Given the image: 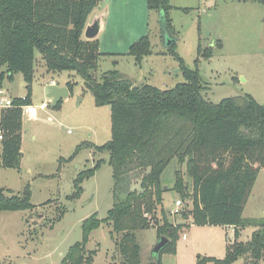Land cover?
<instances>
[{
	"label": "trees",
	"instance_id": "trees-1",
	"mask_svg": "<svg viewBox=\"0 0 264 264\" xmlns=\"http://www.w3.org/2000/svg\"><path fill=\"white\" fill-rule=\"evenodd\" d=\"M99 1L0 0V89L5 78L13 80L16 73L23 75L28 89L25 97H14L13 105L0 114L3 168H20L21 106L31 102L37 54L47 72L73 71L92 92L96 105L110 106V139L101 145L81 142L76 151L87 146L109 153L113 204L104 219L92 214L82 221V239L70 245L59 264H90L96 250H87L86 244L102 221L111 227L118 264H162V254L176 252L179 235L190 224L233 225L236 237L240 228L259 227L247 241L227 242L222 258L198 255L196 264H232L242 258L245 264H261L264 220L242 214L258 171L264 168V104L249 94L209 101L202 94L199 71L185 65L175 44L168 51L178 59L184 80L171 88L134 85L114 69L98 77L102 55L98 39H85L82 32ZM147 6L163 11L174 33L169 0H147ZM151 51L144 36L130 45L128 55L141 66ZM202 55L210 57L211 52L205 50ZM66 85L71 92L74 83L68 80ZM100 162L77 174L67 199L81 195L84 179L95 173ZM184 166L189 184L181 173ZM168 167L174 183L164 188L162 176ZM171 189L182 203L176 215L187 219V224L168 219L163 194ZM10 193L0 187V211L34 208L28 185L21 193ZM151 227L158 238L166 236L169 242L158 258L143 263L136 232Z\"/></svg>",
	"mask_w": 264,
	"mask_h": 264
},
{
	"label": "rangeland",
	"instance_id": "rangeland-1",
	"mask_svg": "<svg viewBox=\"0 0 264 264\" xmlns=\"http://www.w3.org/2000/svg\"><path fill=\"white\" fill-rule=\"evenodd\" d=\"M169 4L175 34L166 28L160 11L148 8L147 0H100V12L108 15L104 31L98 36L102 55L97 76L114 69L120 78L134 85L173 87L184 77L178 59L165 44L166 33H171L176 38L175 52L187 67L199 71L205 98L218 103L226 97L249 94L264 104V0H169ZM144 36L148 37L152 51L139 66L128 50ZM205 50L211 52L210 57L202 55ZM51 79L55 83L64 79L74 83L57 108L49 106ZM26 85L23 75L16 73L13 80L5 78L3 93L12 98L25 97ZM30 98L37 118L22 115L20 169L0 165V187L16 194L28 185L34 208L0 211V264H59L70 245L82 239V221L92 214L104 219L113 204L109 153L87 146L76 151L81 142L101 145L110 139V106L96 105L92 92L73 71L47 72L39 54ZM42 102H48V107L41 109ZM97 160H101L100 165L84 179L81 195L67 199L77 174L93 167ZM181 173L189 184L191 179L185 166ZM162 177L166 188L173 185L171 167ZM177 199L179 196L172 189L163 194L168 219L187 224L183 216L171 213ZM242 216L264 220V168L258 171ZM254 229L259 227L240 228L236 237L221 226L183 227L176 252L163 253L162 264H196L198 255L222 258L225 239L226 244L235 239L247 241ZM110 231V225L102 221L91 232L86 248L96 253L90 264H118ZM184 233L187 240L181 238ZM136 237L142 262L147 263L159 240L157 231L154 227L138 230ZM232 264L245 262L242 258Z\"/></svg>",
	"mask_w": 264,
	"mask_h": 264
},
{
	"label": "water",
	"instance_id": "water-1",
	"mask_svg": "<svg viewBox=\"0 0 264 264\" xmlns=\"http://www.w3.org/2000/svg\"><path fill=\"white\" fill-rule=\"evenodd\" d=\"M160 14H161V17L163 19V22H164L166 28L169 30V28L166 24V21H165L164 12L160 11ZM106 15L107 14L105 11L98 13V14L97 13L93 14L90 21L86 24V26L84 28L83 35L86 39L92 40L98 36V34L103 29V25H104L103 19ZM175 42H176V38L174 37V35H172L171 33L170 34L166 33L165 44H166L167 48L172 46L173 44H175ZM177 70H179V69H177ZM69 94H70V91H69L67 85L59 86L55 83L49 84L48 85V93H47V96L51 99L49 106L51 108H54L60 101H62L64 98H66ZM164 188H166V186H164ZM158 239H159L158 242L155 244V246L153 247V250H152V252H153L152 258H158L162 249L169 242V239L166 236H161Z\"/></svg>",
	"mask_w": 264,
	"mask_h": 264
},
{
	"label": "built area",
	"instance_id": "built-area-1",
	"mask_svg": "<svg viewBox=\"0 0 264 264\" xmlns=\"http://www.w3.org/2000/svg\"><path fill=\"white\" fill-rule=\"evenodd\" d=\"M13 105V98L9 97L7 95H4L3 93V88L0 89V114L1 111L5 108L11 107ZM41 109H45L48 107V102H42L39 106ZM21 111H22V115H28V116H34L37 112L36 106L32 105L31 103L26 104V105H22L21 106ZM2 138V131L0 129V140ZM175 207L174 209H172V214H178L179 210H180V206L182 205L181 201H179L178 199L175 201ZM228 230L227 232L229 233H234L235 231V227L233 225L227 226ZM183 239H185V235L182 236Z\"/></svg>",
	"mask_w": 264,
	"mask_h": 264
},
{
	"label": "crops",
	"instance_id": "crops-1",
	"mask_svg": "<svg viewBox=\"0 0 264 264\" xmlns=\"http://www.w3.org/2000/svg\"><path fill=\"white\" fill-rule=\"evenodd\" d=\"M97 6L99 7V3H98ZM97 6H96L95 9L92 11V13L89 15L86 24L90 21V19H91V17L93 16V14L101 13L100 11H101L102 9H101L100 7L98 8ZM97 10H98V11H97ZM107 15H108V14H107ZM107 15H106V16H107ZM106 16H105V17H106ZM105 17H104V19H103V21H104L103 29H102V31H101L99 34H101V33L104 31V28H105V26H106V20H105ZM85 26H86V25H85ZM84 28H85V27H84ZM83 32H84V29H83ZM83 32H82V37L85 38L84 35H83ZM99 34H98V36H99ZM98 36L96 37V39H98L99 47H100V44H101L100 42H101V41H100V38H99ZM85 39H86V38H85ZM69 76H70V75H69ZM69 80H70V79H69ZM67 81H68L67 79H64V81H62V83H60V82H58V83L56 82V83H55L54 80L51 79L49 83H50V84L55 83V84H57V85H59V86H62V85H66ZM66 98H67V97H66ZM31 104H32V103H31ZM31 118L36 119V118H37V112H36V114H35L34 116H31ZM94 144H95V143H94ZM96 145H98V144H96ZM0 149H1V148H0ZM0 152H1V150H0ZM19 169H20V168H19ZM19 169H18V170H19ZM244 218H245V217H244ZM195 226H196V225H194V224H190L189 227H187V228H191V227H195ZM206 226H209V225H206ZM221 227H223V228L226 230V232H227V226H221ZM187 228H186V229H187ZM254 231H255V229H254L252 232H254ZM227 233H228V232H227ZM183 235H185V233H184ZM183 235H182V236H183ZM225 235H226V233L224 232V236H225ZM182 236H181V238H182ZM185 237H186V238H185V239L182 238V240H187V236H186V235H185ZM225 237H226V236H225ZM224 242H225V246H226V239H225ZM209 256H211V255H209ZM197 257H198V256H197Z\"/></svg>",
	"mask_w": 264,
	"mask_h": 264
}]
</instances>
